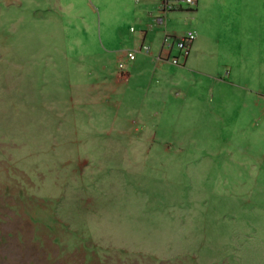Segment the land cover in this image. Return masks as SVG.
Segmentation results:
<instances>
[{
  "label": "rangeland",
  "instance_id": "rangeland-1",
  "mask_svg": "<svg viewBox=\"0 0 264 264\" xmlns=\"http://www.w3.org/2000/svg\"><path fill=\"white\" fill-rule=\"evenodd\" d=\"M164 1L0 4V264H264V0L167 11L204 75L117 86Z\"/></svg>",
  "mask_w": 264,
  "mask_h": 264
},
{
  "label": "crops",
  "instance_id": "crops-1",
  "mask_svg": "<svg viewBox=\"0 0 264 264\" xmlns=\"http://www.w3.org/2000/svg\"><path fill=\"white\" fill-rule=\"evenodd\" d=\"M198 1V0H197ZM5 4L6 6L13 5H23L30 4V0H0V4ZM40 8V5H37ZM143 7H149L147 3H143ZM159 8V16L163 15L161 6L157 7V11ZM183 9V8H182ZM63 10V7H61ZM176 11H179L176 10ZM174 12V11H173ZM35 15L37 11L34 12ZM172 13V12H169ZM169 13L166 14L165 17V25H154L153 27H147L144 30H141L139 44L143 43L148 37H150V44L152 45L153 50L151 49L149 53L140 52L137 54L135 60H129L127 56V52L124 55H121L119 58V70L115 74L114 79L117 81L116 84L121 85L122 83L130 84L132 81H136L138 83L139 88H143L146 90L147 94L166 96L170 93L172 89L182 88L183 82L187 79V75L191 72H196V74L204 73L199 72L200 69V61L198 54H201L199 50V46L194 42L192 54L193 57L187 59L185 65L175 66L165 60H158V56L161 53L159 50L160 43L159 39L164 36L165 33H169L170 23L169 21ZM175 13V12H174ZM154 15L152 12L149 15V19L154 20ZM181 15V14H180ZM183 15V14H182ZM158 16V15H157ZM143 27V25H141ZM174 32L172 35L182 36L185 34V31H180L179 25H173ZM132 31V30H131ZM152 31V33H150ZM133 32V31H132ZM150 33V34H149ZM129 52V51H128ZM194 52V53H193ZM140 54V55H139ZM120 68L126 69V78H121L119 76L121 70ZM138 78H141V82L138 81ZM158 111L155 112L158 115Z\"/></svg>",
  "mask_w": 264,
  "mask_h": 264
},
{
  "label": "built area",
  "instance_id": "built-area-1",
  "mask_svg": "<svg viewBox=\"0 0 264 264\" xmlns=\"http://www.w3.org/2000/svg\"><path fill=\"white\" fill-rule=\"evenodd\" d=\"M182 3L187 4L188 6L194 7L197 5V0H165L163 2V12L164 16H166L167 11L181 9L183 8ZM160 23L164 24L166 19L160 18ZM159 23V22H158ZM159 23V24H160ZM133 31V28L131 29ZM196 40L195 32L188 31L187 33L183 34L182 36H170L165 35L162 41L161 53L158 57V60H165L175 66L183 65L187 59L190 57L191 49ZM150 46L145 45L144 43L141 44L139 49L134 51H129L127 56L129 60H135L138 53H149ZM177 51V56H172V51Z\"/></svg>",
  "mask_w": 264,
  "mask_h": 264
}]
</instances>
